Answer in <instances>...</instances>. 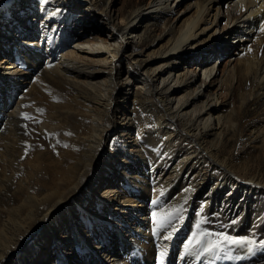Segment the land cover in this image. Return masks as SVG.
<instances>
[{
  "label": "bare ground",
  "instance_id": "bare-ground-1",
  "mask_svg": "<svg viewBox=\"0 0 264 264\" xmlns=\"http://www.w3.org/2000/svg\"><path fill=\"white\" fill-rule=\"evenodd\" d=\"M169 1L174 2L172 7ZM182 3L183 0H148L124 16L122 22H119V14L111 13L103 5V0L88 1L84 7H79L76 0H13L2 10L0 129L9 130L15 136L12 132L23 110V101L17 92L22 84L28 83L32 74L41 69L46 72L43 77L69 86L73 94H61L66 98L65 105L59 107L58 113L57 110L49 113L40 125L47 134L48 145L33 149L27 162H37L33 167L43 198L35 208L29 207L19 215V220H10L11 217L0 220V261L11 259L17 264H28L30 257L40 254L36 247L42 245L43 235L36 245L29 244L21 250L14 245L17 241L12 234L14 230L40 223H50L48 227L52 228L57 224L53 219L55 212L62 205L70 208L77 204L80 212L87 203L92 205L88 200L89 193L84 195L86 200L77 197V190L87 183L92 171L96 174L89 184L90 190L104 178L105 172L98 166L97 157L110 136L105 116L112 114L111 125L119 126L118 134L124 136L134 119V112L125 107L131 97H135L132 109L137 105L141 113L152 114L155 118L154 135L159 139L148 142L152 144V150L161 155L156 156L155 165L167 168L173 151L185 152L178 161L177 170L174 169L176 174H184L178 182L194 184L196 190L200 187L198 194L205 199L204 207L217 208L225 222L249 207L257 210L256 206L260 205L257 199L264 198V183L257 176L243 177L232 171L231 159L219 157V152L207 143L212 137H218L220 141L221 135L233 130L237 124L222 113L227 78L232 81L252 79L261 87L259 94L264 96V30H261L264 27V0H227L226 10L230 16L221 29L216 27L212 32L210 28L221 15L222 0L197 4L191 19L179 28L171 42L160 49L157 57L147 54L144 57L143 49H136L142 39L144 21L157 23L171 12L178 20L189 10V7L182 9ZM132 14L137 15L135 21H130ZM70 19L84 25L95 20L110 30H97V34L90 33L83 40L85 34L67 30ZM23 23L28 24L29 31L21 29ZM226 46L235 47V51L220 68L217 64L224 58L213 60V57L215 54L223 56ZM192 62H197L193 76L189 73ZM60 115L65 119L70 116L79 118L85 127L69 135L61 129L63 117ZM7 148L8 145L2 151L3 163L8 161ZM26 148L20 145L18 159ZM152 150L150 155L154 153ZM109 154H112L111 149ZM111 159L114 157L108 155L103 165ZM213 178L209 191L204 193L203 184ZM114 187L103 189L102 197H96V202L105 200L107 207L111 208L117 201L116 196L122 193ZM225 188L228 192L221 199ZM171 195L172 191L168 192L160 202ZM238 195L241 196L239 199ZM260 208L259 214L252 213L253 222L261 220L259 215L264 206ZM138 229L137 226L131 228L129 235ZM161 236L159 234L158 239L165 241L162 245L168 252L170 239ZM194 237L190 235L183 241V249L175 264H215L211 251L205 250V243L196 242L197 236ZM101 253L96 255L97 263L92 260L88 264H117L109 263L115 251L110 250L108 258L103 251ZM144 254L151 257L148 252Z\"/></svg>",
  "mask_w": 264,
  "mask_h": 264
},
{
  "label": "rangeland",
  "instance_id": "rangeland-1",
  "mask_svg": "<svg viewBox=\"0 0 264 264\" xmlns=\"http://www.w3.org/2000/svg\"><path fill=\"white\" fill-rule=\"evenodd\" d=\"M12 1L0 0V15L4 13L2 10L5 6L10 5ZM88 1L95 2L96 0H76V3L79 7H84ZM147 1L103 0V5L111 13L119 14V22H122L124 16L130 14L136 6L145 5ZM205 1L183 0L181 8L189 7V10L178 20H175L173 12L167 13L165 18L157 23L145 20L144 28L141 30L142 39L136 49H143L144 57L147 54L156 58L160 49L171 42L176 37L179 28L191 19L196 5ZM226 1L222 0L221 15L215 25L210 28L211 32L216 27L221 29L227 17L230 16L226 10ZM173 4V1H169L171 7ZM136 17L137 15L132 14L130 21H135ZM3 22L0 19V25ZM23 25L21 29L29 31L28 24L23 23ZM66 25L70 32L77 31L85 34L83 40L90 33L97 34V30H110L102 24L99 25L95 20L84 25L81 21L74 23V20L70 19ZM255 36L259 35L255 34ZM224 49L226 52L223 56L215 54L213 57V60L224 58L220 64H217L220 68L224 65L225 59L233 56L235 51V47L231 46H226ZM196 63L192 62L189 66V73L192 76L196 73ZM45 74L43 69L35 72L29 77L28 83L22 84L17 92V96L23 101V110L17 117L15 131L12 132L15 136H12L9 130L0 129V220H8L9 217H11L10 220H19V215H23L30 208H35L34 206L43 198L33 167V164L36 165L37 162L32 161L34 163L30 164L27 162L29 161L27 156L33 149L48 145L47 134L43 132L40 125L49 113L56 110L58 113L59 107L65 105L66 98L61 94H73L69 86L43 77ZM225 92L222 113L232 118L237 124L233 130L221 135L220 141L218 137H212L208 139L207 144L215 152H219V157L221 155V158L227 156L231 159L232 171L238 172L243 177L257 176L264 183V96L259 94L261 87L256 85L252 79L242 78L232 81L231 78H227ZM138 98L137 100H142ZM134 100L135 97H131L125 105L129 111L134 112V119L131 121L129 132L127 131L124 136L118 134L119 126L111 125L112 114L105 116V124L109 128L110 136L97 157V164L99 163L98 166L103 168L105 176L93 190H90L89 184L96 174L92 171L87 177V183L77 190L79 198L89 193L88 200L92 205L87 203L80 212L77 204L70 208L64 204L56 210L53 219L57 220V224L52 225V228L48 227L50 223H40V226L35 227L29 224L25 229L12 232L17 240L14 245L21 250L29 244L36 245L40 236L43 235L42 245L36 247L40 254L37 253L36 256L30 257L28 264H41L42 262L44 264H88L92 260L97 263L96 255L102 254L103 251L105 258H108L110 250L115 251V255L109 259V263L175 264L183 249V241L190 235L197 236L196 242L205 243L207 247L210 243H219V247L211 249V256L216 260L215 264H264V244L261 243L264 241V211L259 215L261 220H257L258 222H253L254 217H252V213L259 214L260 206H264V198L257 199L260 205L256 206V211L249 207L227 222L217 212V208L210 205L204 207L205 199L198 194L200 187L196 190L194 184L182 185L178 182L184 174L182 172L176 174L175 170L185 152L175 153L173 151L167 168L155 165L156 156L161 155L157 150H152V144L148 142L152 139L154 141L159 139L154 135L156 131L153 125L156 121L152 114L141 113L137 105L132 109ZM25 116L31 118H25ZM61 122V129H65L64 131L68 133L72 132V135L85 127V124L74 116L66 117V119L63 117ZM13 140L17 145L13 144ZM6 145L10 149L7 148L8 161L3 163L2 151ZM20 145L28 147L23 150L22 159L21 157L18 159ZM110 149L112 150L111 155L109 154ZM150 150L154 151L152 155H150ZM108 155L114 159L108 161L107 165H103ZM213 181L214 178L203 184L204 193L209 191ZM107 187H114L122 192L116 196L118 204L112 203L111 208L107 207L105 200L96 202V197L101 196L103 189ZM170 191L172 195L164 202H160V199ZM227 192L228 188H225L221 199ZM240 197L238 195L237 199ZM84 199L87 200L86 197ZM87 209L92 211L91 215ZM153 213L157 214L155 218ZM136 226L139 229L132 231V236L129 235L128 231ZM219 233L234 238H247L255 243L229 244L220 241L217 235ZM159 234H162L161 237L165 240L170 239L171 246L168 252L162 245L165 241L161 242L158 239ZM145 252H148L151 257L147 258ZM6 263L17 264L11 259L0 261V264Z\"/></svg>",
  "mask_w": 264,
  "mask_h": 264
},
{
  "label": "snow or ice",
  "instance_id": "snow-or-ice-1",
  "mask_svg": "<svg viewBox=\"0 0 264 264\" xmlns=\"http://www.w3.org/2000/svg\"><path fill=\"white\" fill-rule=\"evenodd\" d=\"M261 30H264V27H262ZM38 111H40V110L38 109ZM25 118H31V117L25 116ZM69 135H71V133H69ZM153 203H156V201H153ZM156 215H157L156 213H153L154 218L156 217ZM217 235L219 236L220 241H224V242H227V243L233 244V245H235V244H252V243H255V241L249 240L247 238H234V237H231V236H229L227 234H224V233H219ZM261 243L264 244V241H261ZM219 246H220L219 243H215V244H211L210 243V246L206 247L205 250L211 251L212 248H217Z\"/></svg>",
  "mask_w": 264,
  "mask_h": 264
}]
</instances>
